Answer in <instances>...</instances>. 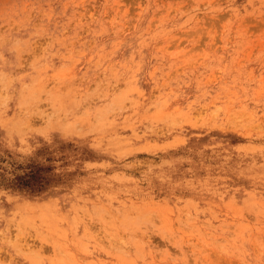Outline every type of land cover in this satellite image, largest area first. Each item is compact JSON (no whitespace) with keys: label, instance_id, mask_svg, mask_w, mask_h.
Instances as JSON below:
<instances>
[{"label":"rangeland","instance_id":"374dc122","mask_svg":"<svg viewBox=\"0 0 264 264\" xmlns=\"http://www.w3.org/2000/svg\"><path fill=\"white\" fill-rule=\"evenodd\" d=\"M0 264H264V0H0Z\"/></svg>","mask_w":264,"mask_h":264}]
</instances>
